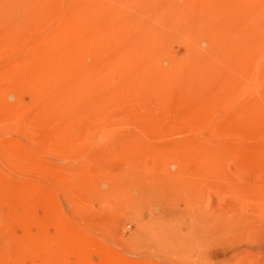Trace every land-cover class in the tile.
Masks as SVG:
<instances>
[{
    "label": "rangeland",
    "instance_id": "1",
    "mask_svg": "<svg viewBox=\"0 0 264 264\" xmlns=\"http://www.w3.org/2000/svg\"><path fill=\"white\" fill-rule=\"evenodd\" d=\"M66 263L264 264V0H0V264Z\"/></svg>",
    "mask_w": 264,
    "mask_h": 264
},
{
    "label": "bare ground",
    "instance_id": "2",
    "mask_svg": "<svg viewBox=\"0 0 264 264\" xmlns=\"http://www.w3.org/2000/svg\"><path fill=\"white\" fill-rule=\"evenodd\" d=\"M79 259V258H78ZM83 260V259H82ZM67 264V263H66Z\"/></svg>",
    "mask_w": 264,
    "mask_h": 264
}]
</instances>
